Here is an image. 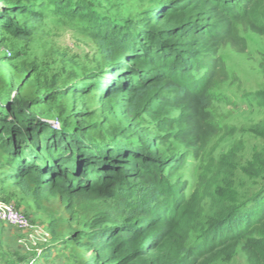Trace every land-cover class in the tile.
Segmentation results:
<instances>
[{"label": "trees", "instance_id": "16d2710c", "mask_svg": "<svg viewBox=\"0 0 264 264\" xmlns=\"http://www.w3.org/2000/svg\"><path fill=\"white\" fill-rule=\"evenodd\" d=\"M91 6L76 3L75 15H96L90 29L112 75L104 99L118 108L137 139L94 138L90 127L66 122L54 129L39 109L52 100L49 92L32 100L0 94V155L8 184L33 186L62 201L103 202L69 238L93 254L91 264H211L233 253L254 227L264 225V203L260 212L237 221L230 211L218 222L223 226L217 234L188 247L202 197L165 177L182 158H163L156 136L140 130L136 115L145 109L165 130L162 118L178 111L168 117L169 126L176 125L177 141L199 155L215 133L208 107L223 66L219 52L227 44L246 47L239 25L264 34V0H154L150 17L133 23L93 14ZM19 14L33 24L43 19L25 5L6 7L0 10L2 34L27 37L37 30L23 27ZM245 250L251 264H264V240H247Z\"/></svg>", "mask_w": 264, "mask_h": 264}, {"label": "rangeland", "instance_id": "374dc122", "mask_svg": "<svg viewBox=\"0 0 264 264\" xmlns=\"http://www.w3.org/2000/svg\"><path fill=\"white\" fill-rule=\"evenodd\" d=\"M65 1L56 6L55 0H0V10L25 5L43 16L33 24L29 15L19 14L23 27L37 29L27 37L0 30V94L32 100L49 92L52 100L40 103L39 109L43 110L41 119L54 129L66 122L70 127H90L94 138L103 134L118 140L135 139L118 108L104 99L102 91L112 75L90 29L89 21L96 15H75V5L88 2L93 14L120 16L133 23L150 17L154 0ZM238 27L246 47L227 44L219 52L223 66L213 82L208 107L215 133L199 155L177 141L176 125L169 126L168 117H177L178 111L162 118L165 130L145 109L140 107L136 115L140 130L156 136L154 143L163 158H182L174 170L164 171L165 177L174 185H183L187 194L199 192L202 197L188 247L205 243L210 233V237L217 234L223 226L218 222L230 211L237 221L260 212L264 203V34L245 25ZM79 86L82 93L76 90ZM4 159L0 155V207L13 205L34 228L20 230L0 221V264H91L93 254L69 238L91 221L103 202L74 197L62 201L33 186L24 190L10 185ZM249 239L264 240V225L254 227L233 253L211 264H251L245 250Z\"/></svg>", "mask_w": 264, "mask_h": 264}, {"label": "built area", "instance_id": "2783aa9c", "mask_svg": "<svg viewBox=\"0 0 264 264\" xmlns=\"http://www.w3.org/2000/svg\"><path fill=\"white\" fill-rule=\"evenodd\" d=\"M0 221L12 225L20 230L27 231L34 228L30 220L13 205L7 204L0 207Z\"/></svg>", "mask_w": 264, "mask_h": 264}]
</instances>
